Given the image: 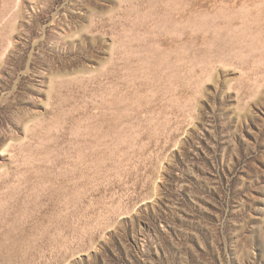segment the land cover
Masks as SVG:
<instances>
[{
    "label": "rangeland",
    "instance_id": "rangeland-1",
    "mask_svg": "<svg viewBox=\"0 0 264 264\" xmlns=\"http://www.w3.org/2000/svg\"><path fill=\"white\" fill-rule=\"evenodd\" d=\"M0 264H264V0H0Z\"/></svg>",
    "mask_w": 264,
    "mask_h": 264
}]
</instances>
